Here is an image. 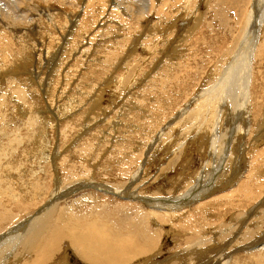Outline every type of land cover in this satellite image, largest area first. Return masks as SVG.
<instances>
[{
  "label": "rangeland",
  "instance_id": "obj_1",
  "mask_svg": "<svg viewBox=\"0 0 264 264\" xmlns=\"http://www.w3.org/2000/svg\"><path fill=\"white\" fill-rule=\"evenodd\" d=\"M6 1L0 0V6L4 8L3 10L7 7V5L4 4ZM80 1L40 0L38 3H44L40 8H45L43 15L39 16V19H42V21L37 18L39 21L29 26V29H31L28 30L31 33L28 40H26L25 37H20V41L26 40L24 47L19 44L20 46L18 45L15 47L16 50L10 52L9 59L14 62L13 66H11V70H9L7 66L4 68L0 63V81H2V84L0 83V92H5L4 94L0 93V100L3 95H6L3 102L5 104L2 103L0 105V142H3L2 145L0 143V160L4 159V157L7 158L6 161H4L5 159L3 160L5 165L4 168L2 167L3 170H0V188L5 191L6 198L2 195L3 198H0V201H4L7 205L11 202L16 203L14 206L15 211H13V213L15 215L17 213L19 216L12 225H9L8 228L0 233V236H6L11 230L17 229L21 225L22 227L27 226L34 220H38L44 214L43 212L55 203L56 199H59L64 195V198L68 199L79 198L81 202L72 206L68 218L80 220L86 217L87 221L92 219L96 222L98 220V223L103 224L112 220L114 222L113 226L115 232L123 229L128 230L132 225H135L132 220L135 216L132 212L133 207L140 210V215L143 214L142 209H144L146 211L159 213L161 217L164 216V214L169 216L166 218V224L162 227L164 230L159 228L160 232H162V237H160L158 241L159 243L157 242L158 248L156 247V249L153 250L154 252H150L152 255L157 254V256L152 257L147 264H151L152 261V263L155 262L156 264H215V261H220V258H226V260H229L227 264H264V246L260 248L256 247L255 249L253 248L251 251L247 249L251 246L250 244H253L252 242L255 243L260 237L261 239L259 242H264V173L261 174L262 176L259 173L261 170L264 171V136H262L264 135V124H262V121L264 122V62H262L264 60V44H260L264 43V41H262L264 40V19L260 20L259 18L258 20L255 19L249 22V15L250 13L252 14V8L253 6L254 8L255 6L257 8L258 4H254L253 0H247L246 2H243L245 0H150L151 5L149 10L147 9L143 16H138L134 20L128 22V24L133 25L130 27L131 31L129 38H131L129 39L128 36L121 38L122 35L116 36L112 34L115 32L114 25H117V18H115L113 13L110 15L101 14V10H104L105 8V0H88L89 2L87 0ZM87 2L88 4H86ZM116 3L125 9L130 8L138 10L139 8H142L141 4L138 3V0H116ZM188 4L192 7L188 6ZM242 4H244L243 7ZM177 7L181 8L177 9ZM53 8L55 10H53ZM151 8L154 9V11ZM176 9L182 12H178ZM240 9H242V11ZM174 11L175 14L173 13ZM237 11L239 12L237 13ZM32 13L33 16L36 17V13L33 11ZM52 13L58 15L56 16ZM74 13L76 14V17H69L74 15ZM226 13L228 16L225 15ZM191 14H193L192 17ZM223 14L224 16H222ZM33 16L30 18L33 19ZM172 16H174L173 19ZM193 16H195V18ZM225 16L228 18L226 19ZM168 17H170V19ZM238 17L242 19L240 20ZM243 17H245V19ZM69 19L71 21H69ZM72 22L75 25H71ZM46 23L48 25H46ZM219 24L221 26H219ZM33 25H35V27ZM135 25L137 26L136 28ZM222 25L224 26L223 28L225 31L221 28ZM52 26L59 30L57 29L56 32V29ZM230 26L232 28H230ZM62 28L65 30L63 31ZM100 28H108L110 31L107 32L105 31L106 29L101 30ZM58 31H60L59 35L61 38L57 34ZM99 31H105V33L103 32V34H99ZM65 32H67V34ZM23 33L25 32H22L21 34ZM202 34L203 36H201ZM232 34H234V36ZM254 35L255 37H253ZM63 36L64 38H62ZM248 37L251 39V46L254 43L257 50H255L256 54H254V57L251 56L250 58V62L255 65L252 64V83L254 84L251 85L254 87L251 89L255 96L254 103L259 107V111L255 112L252 109L251 112L253 114L258 113L257 118L259 120L257 119V126L253 129L254 115L248 114L246 108L242 111V117L240 118L241 123L237 120L238 124L230 125L229 122L231 121V118L227 117L224 121L225 126H222V130L216 131V135L214 133L212 134L215 140V146L213 145V149H216H214V151H217L216 153L211 152L209 147L205 148L201 143L202 141L195 143L196 140L193 142V138L186 136L183 137L184 135H180L181 133L178 130H172L173 133L170 135L171 137H167L165 134L170 125L167 129L165 127L168 123L174 120L176 115L182 110V112L185 113L194 109L196 107L194 104L198 102V97L202 96L203 99H200V101L208 100L209 102H203V104L207 106L209 103L211 104L212 101L214 102L215 99H219V96H212L207 99L208 94L213 90V84L216 81L214 78L220 72L222 66L225 68L229 60V63H231L235 59L241 47V43L243 41L245 42ZM54 38L59 39L60 41L61 39H65L66 43H68H64L65 45H63L62 41H59L60 43L57 44ZM149 38L150 41L147 42ZM217 38L219 39L217 40ZM202 39L203 41H201ZM104 41H113V46L110 50L107 45H101ZM151 41L153 43H151ZM88 42L89 44H87ZM257 44H260L259 48L261 45L262 47L260 49L257 48ZM33 45L36 49H34ZM58 47L62 48V50L59 51V49H57ZM231 49L234 51H231ZM101 50L106 53L105 57H103L104 54H101ZM41 51L45 54H41ZM22 52L25 54H22ZM108 52L109 56H113L112 52H115L114 57L109 58L107 56ZM220 52L222 53L221 55H219ZM0 54L1 62L5 53L1 51ZM33 56L36 58H33ZM37 57H41L43 59L41 62L43 63L36 62ZM207 59H209L210 62H208ZM167 60H169V62ZM195 61L198 62L196 63ZM258 62L261 63L258 65ZM172 63H179L177 66L178 69L176 70L177 72L169 69L171 68ZM2 67L4 68V72ZM240 69H243V67H240ZM189 70L193 72L191 73ZM183 71H185L184 74ZM178 72L180 76H178ZM127 73L130 75H127ZM163 73H165V76ZM32 75L34 76V79L32 78ZM29 77L30 79H28ZM174 77L181 80L179 89L178 83L173 79ZM26 78L27 80H25ZM259 78L261 79L259 80ZM127 79H129V82ZM126 81L127 84L125 83ZM15 84L17 85L16 88L18 90L24 92L23 95L27 98L26 100H24L23 97L19 100L11 91L5 89L6 86L12 89L15 87ZM121 84L123 86H121ZM165 85L167 87L166 90H170L169 92L166 90L165 93L157 91L164 88ZM32 86H34V88ZM26 88H28V90ZM32 90H34L33 93H31ZM151 90V93L146 94L145 91ZM183 91L188 94L186 98L185 96L180 95L183 94ZM95 93L100 94L95 95ZM249 93L250 90H248L247 94ZM247 94H245V97ZM257 95L259 97H257ZM178 99L179 102L177 101ZM242 99H244V97H242ZM16 102L18 107L16 106ZM163 102L164 105H162ZM241 103H243V101ZM257 103L260 104L257 105ZM77 106H80L81 108L78 107V110ZM93 106H95L96 109H94ZM163 106L166 110L164 115L161 114L163 113ZM66 108L69 109L66 110ZM99 109L101 112L98 111ZM155 109H159V111ZM77 110L79 112H77ZM66 111L68 112L65 113ZM75 111L78 114L81 113V120L79 117L76 120L73 119L72 116L76 115ZM153 112H156L157 114H153ZM170 112H172V114ZM101 113H104V115ZM155 114L156 116L158 115V117H156ZM90 119L93 120L89 124L88 122ZM84 121H87L88 124ZM159 121L160 123H158ZM44 122L47 123L45 124ZM102 122L104 123L102 124ZM175 122H177V119ZM54 123L55 126L49 127V125ZM85 124L87 125L83 127ZM30 126H33L34 128H31ZM67 126L73 128V130H68L69 132L65 131V135H63V133L61 134L60 130L67 128ZM162 131L165 133L161 134ZM223 132L227 134L226 139L223 138ZM256 133L262 135L257 136ZM160 135V138L166 141H157ZM254 135L257 139L263 137L261 144H259V140L256 142L258 147H255V149L253 147L254 144L251 143ZM81 140L84 141L83 145H85V147L83 149L81 148V154H77L75 148L79 145ZM88 144L90 146H88ZM174 144L179 148L175 147ZM147 150L150 152L148 155H146ZM180 151H184L185 153H179ZM238 152L240 161L237 160L238 156L236 158ZM45 154H48V158L51 159H45ZM254 154H257V158H254ZM217 155L220 156L218 157ZM173 156H175V158ZM253 159L255 160L253 161ZM81 164L89 167V174L81 167ZM95 164H97V166ZM125 170H127V172H133L125 173ZM248 171L250 172V175L248 174ZM255 171L259 174H256V176L253 175L254 177L251 176L256 173ZM248 176H251V178ZM252 177L254 179H252ZM192 178L193 182H191V184L189 181ZM176 179H181L182 181L178 180L177 182ZM259 181H261V183ZM40 184L43 185L45 189H42V187L39 186ZM241 185H243L244 190H246H243L242 195L239 196L235 202L231 201V205L233 206L231 210L224 213L223 209L221 211V209H218L217 207L219 202L207 207H199L202 203H205L220 194H223L222 199H225L224 194L238 190ZM120 188L122 189L120 190ZM40 191L42 193H39ZM71 192L73 193L70 195L69 193ZM86 192L90 193L85 195ZM66 194L68 196H66ZM243 194L246 196L249 194V199ZM52 195L54 196L50 197ZM12 196L18 198H11ZM55 196L59 197L54 198ZM51 198L53 199L51 200ZM60 201H58V203L64 205V199L61 201L62 203ZM123 202L130 203L133 206L127 205ZM34 204H38V206L34 208ZM177 212H179V215H176ZM182 213L187 214L184 215ZM189 214H192L193 216L189 217L188 221L186 215L189 216ZM91 216H94L95 218H91ZM129 216H131V218ZM152 220L155 221V224L154 222L150 224V227L153 229L157 227L156 225L158 222L156 223V220L153 217H151V221ZM167 220L169 221L167 222ZM185 220H187V223L184 222ZM181 221L184 223L183 225L186 224L185 226L188 227L185 228L182 226ZM177 223L180 224L178 225ZM191 224L197 226L192 227ZM166 231H168V234ZM106 233L109 234V232ZM110 234H112V232H110ZM48 235V231L45 230L44 236L46 237ZM113 235H115V233H113ZM220 235L222 237H220ZM246 235L248 236V239H245L246 241H240V239H243ZM205 236H207V238ZM218 238L222 242L219 241ZM140 241L143 242H141V244H145V240ZM60 245L61 248H63L61 253L59 251V253H57L56 251V255L52 254V257L50 255L47 256L51 258L48 261L50 264H86L79 258H75V256L72 255V251L67 249L69 247L67 241H61ZM201 245L203 247H201ZM205 246H210V248H206ZM251 255L254 256L251 257ZM215 257L216 259H213ZM62 258H64V261L61 260ZM26 259H28V257H26ZM213 260L214 262H212ZM141 261H143V258L139 260L136 259L135 262L132 260V262L130 261V264H141ZM13 262L15 263L14 259L8 264H14ZM48 262H43V264H49Z\"/></svg>",
  "mask_w": 264,
  "mask_h": 264
},
{
  "label": "bare ground",
  "instance_id": "obj_2",
  "mask_svg": "<svg viewBox=\"0 0 264 264\" xmlns=\"http://www.w3.org/2000/svg\"><path fill=\"white\" fill-rule=\"evenodd\" d=\"M6 1V0H5ZM11 1V2H10ZM48 1V0H47ZM55 1V0H54ZM57 1V0H56ZM80 1V0H79ZM88 1V0H87ZM90 1V0H89ZM88 1V2H89ZM169 1V0H168ZM184 1V0H183ZM186 1V0H185ZM194 1V0H193ZM247 0H245V1H243V2H246ZM251 1V0H250ZM254 1V4L255 3H257L258 4V6H257V8H256V6H255V8H254V6H253V8H252V14L250 13V15H249V22L251 21V20H258L259 18H260V20H262V19H264V16H262V15H264V0H253ZM10 2V3H9ZM38 2H40V0H13V2H12V0H8V1H6V2H4V4L5 5H7V7H6V9L5 10H3L4 8L2 7V6H0V52L2 51V52H4L5 54H4V56L2 57V61L0 62L1 64H2V66L5 68V66H7L8 67V69L9 70H11V66H13V60H11V59H9V54H10V52L11 51H13V50H16L15 49V47L16 46H18L19 44L21 45V46H25V43H26V40H28V37H29V35H30V33L31 32H29V30L31 29H29V26L30 25H32L33 23L35 24L37 21H39V20H41L42 21V19H39V16L40 15H43V12H44V9H41L40 8V6L42 5V4H44L43 2H42V4H40V3H38ZM62 2V1H61ZM67 2V1H66ZM71 2V1H70ZM81 2V1H80ZM88 2L86 3V4H88ZM107 2V3H106ZM128 2V1H127ZM151 1L150 0H138V3H140L141 4V9L139 8L138 10H136V9H125L124 7H122V6H120V5H118L117 3H116V0L114 1V0H105V8H104V10H101V14L103 13V14H107V15H110L111 13H113L114 14V16H115V18H117V25H114V33H112L113 35H116V36H121L122 35V37L121 38H125V37H127L128 36V38H129V36H130V27H132L133 25H131V24H128V22H130V21H132V20H134L136 17H138V16H143V14L145 13V11L148 9L149 10V7H150V5H151V3H150ZM155 2V1H154ZM157 2V1H156ZM161 2V1H160ZM171 2V1H170ZM169 2V3H170ZM176 2V1H175ZM189 2V1H188ZM3 3V2H2ZM65 3V2H64ZM64 3H62V4H64ZM68 3V2H67ZM153 3V2H152ZM167 3V2H166ZM187 3V2H186ZM253 3V2H252ZM46 4V3H45ZM50 4V3H49ZM90 4L92 5V3L90 2ZM155 4V3H154ZM158 4H159V2H158ZM161 4V3H160ZM165 4V3H164ZM170 4H172V3H170ZM176 4V3H175ZM178 4V3H177ZM190 4V3H189ZM188 4V6H191V5H189ZM245 4V3H244ZM244 4H242V7H243V5ZM59 5V4H58ZM66 5V4H65ZM167 5V4H166ZM181 5V4H180ZM179 5V6H180ZM184 5H186V4H184ZM249 5V4H248ZM70 6V5H69ZM86 6H88V5H86ZM154 6V5H153ZM168 6V5H167ZM166 6V7H167ZM170 6V5H169ZM177 6V5H176ZM65 7V6H64ZM162 7V6H161ZM173 7H175V6H173ZM186 7V6H185ZM192 7V6H191ZM248 7V6H247ZM107 8V9H106ZM155 8V7H154ZM160 8V7H159ZM165 8V7H164ZM169 8V7H168ZM181 8V7H180ZM179 7H177V9H180ZM189 8V7H188ZM246 8V7H245ZM52 9V8H51ZM72 9V8H71ZM152 9V8H151ZM150 9V10H151ZM161 9V8H160ZM176 9V10H177ZM191 9V8H190ZM53 10H55L54 8H53ZM140 10V11H139ZM153 11H154V9H152ZM151 10V11H152ZM175 10V9H174ZM185 10H186V8H185ZM241 11H242V9H240ZM243 10H244V8H243ZM247 10V9H246ZM32 11L34 12V13H36V17L35 16H33V13H32ZM48 11V10H47ZM99 11V10H98ZM152 11V12H153ZM165 11H167V10H165ZM178 11V10H177ZM192 11H194V10H192ZM191 11V12H192ZM220 11V10H219ZM218 11V12H219ZM51 12H54V11H51ZM57 12V11H56ZM55 12V13H56ZM75 12V11H74ZM151 12V13H152ZM178 12H182V11H178ZM239 11H237V13H238ZM29 13V14H28ZM55 13H52V14H55ZM159 13V12H158ZM161 13V12H160ZM166 13V12H165ZM174 14H175V11L173 12ZM193 13V12H192ZM102 14V15H103ZM148 14H149V12H148ZM172 14V13H171ZM244 14V13H243ZM242 14V15H243ZM246 14V13H245ZM56 15V14H55ZM58 15V14H57ZM56 15V16H57ZM76 14L74 13V15H71V16H69V17H76L75 16ZM84 15V14H83ZM158 15V14H157ZM170 15V14H169ZM192 15L193 14H191V17H192ZM196 15H197V12H196ZM198 15H199V13H198ZM225 15H227V13L225 14ZM31 16H33L34 18H36V19H31L32 17ZM50 16V15H49ZM55 16V17H56ZM85 16V15H84ZM145 16V15H144ZM159 16V15H158ZM166 16V15H165ZM182 16V15H181ZM221 16V15H220ZM219 16V17H220ZM222 16H224V14L222 15ZM228 16V15H227ZM31 17V18H30ZM53 17V16H52ZM100 17V16H99ZM110 17V16H109ZM139 17V18H140ZM171 17V16H170ZM170 17H168L169 19H170ZM173 17L174 16H172V19H173ZM194 18H195V16H193ZM217 17H218V15H217ZM241 17V16H240ZM240 17H238V18H240ZM39 20H38V19ZM44 18V17H43ZM50 18V17H49ZM54 18V17H53ZM67 18V17H66ZM65 18V19H66ZM79 18V17H78ZM224 18V17H223ZM225 18L227 19L228 17H226L225 16ZM244 19H245V17H243ZM45 19V18H44ZM51 19V18H50ZM220 19V18H219ZM237 19V18H236ZM235 19V20H236ZM242 18H240V20H241ZM83 20V19H82ZM113 20V19H112ZM159 20H160V18H159ZM168 20V19H167ZM234 20V21H235ZM52 21V20H51ZM58 21V20H57ZM69 21H71L70 19H69ZM193 21H195V20H193ZM198 21V20H197ZM221 21H224V20H221ZM230 21V20H229ZM229 21H226V22H229ZM245 21V20H244ZM47 22H50V21H47ZM76 22V21H75ZM119 22V23H118ZM240 22V21H239ZM258 22V21H257ZM256 22V23H257ZM261 22V21H260ZM38 23H40V22H38ZM56 23V22H55ZM59 23V22H58ZM62 23V22H61ZM79 23V22H78ZM121 23V24H120ZM236 23V22H235ZM253 23V22H252ZM45 24V23H44ZM50 24V23H49ZM60 24V23H59ZM74 23L72 22L71 23V25H73ZM119 24V25H118ZM147 24V23H146ZM41 25V24H40ZM46 25H48L47 23H46ZM64 25V24H63ZM62 25V26H63ZM67 25H69V24H67ZM75 25V24H74ZM121 25V26H120ZM227 25V24H226ZM237 25V24H236ZM242 25V24H241ZM261 25V24H260ZM34 27H35V25H33ZM43 26V25H42ZM218 26V25H217ZM219 26H221L220 24H219ZM38 27V26H37ZM36 27V28H37ZM53 28H54V26H52ZM58 27H61V26H58ZM66 27V26H65ZM65 27H63V28H65ZM69 27V26H68ZM71 27V26H70ZM111 27V26H110ZM137 26L135 25V28H136ZM145 27V26H144ZM224 26L222 25V27L221 28H223ZM228 27V26H227ZM62 28V30L64 31L65 29H63ZM143 28V27H142ZM196 28V27H195ZM225 28H226V26H225ZM230 28H232L231 26H230ZM256 28V27H255ZM29 29V30H28ZM41 29V28H40ZM52 29V28H51ZM54 29H56V28H54ZM58 29V28H57ZM57 29H56V32H57ZM101 29V28H100ZM99 29V30H100ZM102 29H106L105 31H107V32H109L110 30L108 29V28H102ZM101 29V30H102ZM111 29H112V27H111ZM146 29H148V28H146ZM157 29V28H156ZM215 29V28H214ZM213 29V30H214ZM220 29V28H219ZM239 29H240V27H239ZM244 29V28H243ZM39 30V29H38ZM46 30V29H45ZM59 30V29H58ZM61 30V29H60ZM71 30V29H70ZM73 30V29H72ZM85 30V29H84ZM140 30V29H139ZM155 30V29H154ZM158 30V29H157ZM223 30H224V28H223ZM232 30V29H231ZM234 30H235V28H234ZM234 30H233V32H234ZM238 30V29H237ZM256 30H257V28H256ZM14 33H12V32ZM48 31V30H47ZM67 31V30H66ZM105 31H99V34H103V32L105 33ZM135 31V30H134ZM133 31V32H134ZM220 31H222V30H220ZM225 31V30H224ZM236 31V30H235ZM22 32H25V33H23V34H21ZM40 32V31H39ZM59 32L60 31H58V35H59ZM102 32V33H101ZM106 32V33H107ZM212 32V31H211ZM238 32V31H237ZM246 32V31H245ZM249 32V31H248ZM264 32V31H263ZM66 34H67V32H65ZM227 33V32H226ZM258 33H260V32H258ZM49 34V33H48ZM54 34H56V33H54ZM111 34V35H112ZM118 34H120V35H118ZM132 34V33H131ZM199 34V33H198ZM204 34V33H203ZM203 34L201 35V36H203ZM236 34V33H235ZM256 34V33H255ZM65 35V34H64ZM216 35V34H215ZM231 35V34H230ZM233 36H234V34H232ZM263 35H264V33H263ZM32 36V35H31ZM68 36V35H67ZM108 36V35H107ZM228 36V35H227ZM249 36V35H248ZM20 37L22 38V37H25L26 38V40L25 41H20L19 39H20ZM48 37V36H47ZM52 37H54V36H52ZM52 37H50V38H52ZM59 37H60V35H59ZM195 37V36H194ZM198 37H200V36H198ZM253 37H255V35L253 36ZM263 37V36H262ZM56 38V37H55ZM54 38V39H55ZM61 38V37H60ZM62 38H64V36L62 37ZM69 38V37H68ZM131 38V37H130ZM129 38V39H130ZM151 38V37H150ZM150 38H149V40L147 41V42H149L150 41ZM154 38V37H153ZM203 38V37H202ZM205 38V37H204ZM223 38V37H222ZM221 38V39H222ZM235 38V37H234ZM246 38H247V36H246ZM53 39V38H52ZM128 39V40H129ZM201 39V38H200ZM219 38H217V40H218ZM249 39V40H248ZM248 39H246V41L244 42H242L241 43V47H240V49H239V51H238V54H237V56L235 57V59L231 62V63H229V61L227 62V65H226V67L224 68L223 66H222V68L220 69V72L215 76V78L214 79H216V81H215V83L213 84V90L208 94V96H207V99H209V98H211L212 96H214V97H218L219 96V99H215V101L213 102L212 101V103L210 104L209 103V105L207 106V105H204L203 104V102H209L208 100H205V101H200V99H203L202 98V96H200V97H198V102L197 103H195L194 104V106H196L194 109H192V110H189V111H187V112H185V113H183L182 111L178 114V115H176V117H175V119L174 120H172L170 123H168V125L165 127L166 129H167V127L169 126V128H168V130H167V132H166V136L167 137H169L173 132H172V130H178L181 134L180 135H184L183 137H190V138H193V142H194V140H196L195 141V143H197L198 141H202L201 143H202V145L205 147V148H207V147H209V149L211 150V152H217V151H214V149H213V145L215 146V143H214V136L212 135L213 133L216 135V131H219V130H222V126H225V124H224V121H225V119L227 118V117H230L231 118V121L229 122V124L231 125V124H236L238 121L241 123V120H240V118L242 117V111H243V109L244 108H246V111H247V113L248 114H252V115H254V120H253V129L257 126V114H253L252 112H251V110L253 109L255 112L256 111H259L258 110V108L259 107H257L256 105H255V103H254V98H255V96H254V92L252 91V89L251 88H253L254 86L253 85H251V84H254V83H252V79H253V77H252V66L254 65L252 62H250V58H251V56H253L254 57V54H256V52H255V50H256V45H254V43H253V45L251 46V39L248 37ZM24 40V39H23ZM193 40V39H192ZM195 40V39H194ZM255 40V39H254ZM254 40H252V41H254ZM258 40V39H257ZM256 40V41H257ZM51 41V40H50ZM60 40L59 39H55V42L58 44V43H60L61 41H62V44L63 45H65V44H67L66 43V41H65V39H61V41L59 42ZM196 41V40H195ZM200 41V40H199ZM201 41H203V39L201 40ZM220 41V40H219ZM227 41V40H226ZM225 41V42H226ZM262 41H264V40H262ZM30 42V41H29ZM72 42V41H71ZM80 42V41H79ZM83 42V41H82ZM113 41H104L103 43H101V45H107L108 46V49L110 50L111 49V47L113 46V43H112ZM191 42V41H190ZM228 42V41H227ZM31 43H33V42H31ZM65 43V44H64ZM151 43H153L152 41H151ZM212 43V42H211ZM258 43V42H257ZM61 44V45H62ZM85 44V43H84ZM87 44H89V42L87 43ZM94 44V43H93ZM92 44V45H93ZM148 44V43H147ZM187 44V43H186ZM185 44V45H186ZM222 44V43H221ZM226 44V43H225ZM231 44V43H230ZM260 44H264V43H260ZM259 44V45H260ZM19 45V46H20ZM37 45V44H36ZM90 45H91V43H90ZM149 45V44H148ZM209 45V44H208ZM258 45V44H257ZM259 45H258V47L257 48H259ZM262 45H261V47H262ZM30 46V45H29ZM34 46V45H33ZM32 46V47H33ZM38 46H39V44H38ZM79 46V45H78ZM115 46V45H114ZM179 46V45H178ZM188 46H190V45H188ZM187 46V47H188ZM212 46V45H211ZM220 46V45H219ZM225 46V45H224ZM229 46V45H228ZM40 47H42V46H40ZM90 47V46H89ZM117 47V46H116ZM180 47V46H179ZM182 47V46H181ZM213 47V46H212ZM211 47V48H212ZM233 47V46H232ZM260 47V48H261ZM38 48V47H37ZM43 48V47H42ZM92 48V47H91ZM91 48H89V49H91ZM184 48V47H183ZM259 48V49H260ZM23 49V48H22ZM34 49H36L35 48V46H34ZM40 49V48H39ZM57 49H59V51H61L62 50V48H60V47H58ZM106 49V48H105ZM104 49V50H105ZM182 49V48H181ZM195 49V48H194ZM197 49V48H196ZM219 49V48H218ZM234 49V48H233ZM233 49H231V51H234ZM264 49V48H263ZM88 50V49H87ZM109 50H107V51H109ZM117 50V49H116ZM118 50H119V47H118ZM23 51V50H22ZM28 51V50H27ZM78 51V50H77ZM81 51V50H80ZM83 51V50H82ZM94 51H96V50H94ZM102 51V50H101ZM120 51H121V49H120ZM182 51V50H181ZM205 51V50H204ZM220 51V50H219ZM218 51V52H219ZM257 51V50H256ZM24 52V51H23ZM22 52V54H25V53H23ZM26 52V51H25ZM42 52V51H41ZM73 52H75V51H73ZM92 52V51H91ZM90 52V53H91ZM223 52V51H222ZM262 52V51H261ZM49 53V52H48ZM89 53V52H88ZM114 53L115 52H112V54H113V56H109V52L107 53V56L110 58V57H114ZM117 53H120V52H117ZM196 53V52H195ZM224 53V52H223ZM259 53H260V51H259ZM1 54H3V53H1ZM1 54H0V58H1ZM20 54V53H19ZM41 54H45V53H41ZM80 54V53H79ZM101 54L103 55L104 54V56L103 57H105V55H106V53H104L103 51L101 52ZM192 54V53H191ZM222 53L220 52V54L219 55H221ZM230 54V53H229ZM258 54V53H257ZM36 55H37V53H36ZM63 55V54H62ZM76 55V54H75ZM95 55V54H94ZM117 55V54H116ZM261 55V54H260ZM24 56V55H23ZM82 56V55H81ZM207 56V55H206ZM210 56H212V55H210ZM258 56V55H257ZM35 56H33V58H34ZM42 57V56H41ZM41 57H37V59H36V62H41V60H43ZM58 57V56H57ZM86 57V56H85ZM93 57V56H92ZM225 57H227V56H225ZM264 57V56H263ZM36 58V57H35ZM41 58V59H40ZM52 58V57H51ZM84 58V57H83ZM88 58V57H87ZM194 58V57H193ZM258 58V57H257ZM231 59V58H230ZM204 60V59H203ZM208 60V62H210L209 61V59H207ZM212 60V59H211ZM168 62H169V60H167ZM183 61H184V58H183ZM185 61H186V59H185ZM192 61V60H191ZM199 61V60H198ZM197 61V62H198ZM256 61V60H255ZM172 62V61H171ZM174 62V61H173ZM176 62V61H175ZM196 62V61H195ZM196 62V63H197ZM203 62V61H202ZM262 62H264V60L262 61ZM41 63H43V62H41ZM180 63V62H179ZM179 63H172L171 64V68H169V69H171L172 71H175V72H177L176 70L178 69L177 68V66L179 65ZM187 63V62H186ZM256 63V62H255ZM261 63V62H260ZM259 62H258V65L260 64ZM0 64V65H1ZM37 64V63H36ZM188 64V63H187ZM194 64V63H193ZM217 64H219V63H217ZM253 64V65H252ZM186 65V64H185ZM197 65V64H196ZM215 65V64H214ZM22 66V65H21ZM24 66V65H23ZM50 66V65H49ZM167 66V65H166ZM200 66H202V65H200ZM204 66V65H203ZM212 66V65H211ZM255 66V65H254ZM261 66V65H260ZM263 66V65H262ZM2 67V68H3ZM186 67V66H185ZM205 67V66H204ZM209 67V66H208ZM219 67H220V65H219ZM240 67H243V69H240ZM257 67H259V66H257ZM4 68H3V72H4ZM34 68H35V64H34ZM166 68V67H165ZM181 68V67H180ZM215 68H216V66H215ZM261 68V67H260ZM26 69V68H25ZM40 69H42V68H40ZM185 69V68H184ZM187 69V68H186ZM191 69V68H190ZM213 69V68H212ZM29 70V69H28ZM39 70V69H38ZM180 70V69H179ZM257 70V69H256ZM1 71V70H0ZM19 71H23V70H19ZM33 71V70H32ZM35 71V70H34ZM188 71V70H187ZM190 71V70H189ZM214 71V70H213ZM262 71V70H261ZM264 71V70H263ZM263 71H262V73H263ZM25 72H26V70H25ZM36 72V71H35ZM129 72V71H128ZM132 72V71H131ZM184 72L185 71H183V74H184ZM191 72V71H190ZM193 72V71H192ZM191 72V73H192ZM215 72H216V70H215ZM255 72V71H254ZM33 73V72H32ZM130 73V72H129ZM200 73V72H199ZM201 73H203V72H201ZM27 74H29V73H27ZM131 74V73H130ZM130 74H128L127 73V75H130ZM169 74V73H168ZM197 74V73H196ZM195 74V75H196ZM258 74V73H257ZM16 75V74H15ZM24 75V74H23ZM37 75H39V74H37ZM163 75L165 76V73H163ZM175 75H177V74H175ZM186 75V74H185ZM188 75H190V74H188ZM26 76V75H25ZM28 76V75H27ZM33 76V75H32ZM40 76V75H39ZM178 76H180V74H179V72H178ZM192 76V75H191ZM190 76V77H191ZM9 77H11V76H9ZM128 77V76H127ZM130 77V76H129ZM160 77V76H159ZM158 77V78H159ZM196 77H198V76H196ZM262 77V76H261ZM11 78H13V77H11ZM33 79H34V76L32 77ZM38 78V77H37ZM165 78H167V77H165ZM3 79V78H2ZM5 79H7V78H5ZM23 79V78H22ZM28 79H30V77L28 78ZM160 79V78H159ZM174 79V81L175 82H177L178 83V89H179V87H180V83H181V80L180 79H178L177 77H174L173 78ZM182 79V78H181ZM261 78H259V80H260ZM8 80V79H7ZM10 80V79H9ZM16 80V79H15ZM18 80V79H17ZM24 80V79H23ZM25 80H27V78L25 79ZM128 80V82H129V79H127ZM157 80V79H156ZM163 80V79H162ZM166 80V79H165ZM188 80H190V79H188ZM11 81H13V80H11ZM167 81V80H166ZM214 81V80H213ZM16 82V81H15ZM14 82V83H15ZM34 82H35V80H34ZM162 82V81H161ZM170 82H172V81H170ZM192 82V81H191ZM262 82V81H261ZM0 83L2 84V81H0ZM8 83H9V81H8ZM13 83V82H12ZM23 83V82H22ZM26 83V82H25ZM126 84H127V81L125 82ZM166 83V82H165ZM187 83H188V81H187ZM4 84V83H3ZM27 84V83H26ZM125 84V85H126ZM151 84V83H150ZM168 84V83H167ZM24 85V84H23ZM28 85V84H27ZM158 85V84H157ZM177 85V84H176ZM257 85H258V83H257ZM2 86V85H1ZM6 86V85H5ZM16 84H15V87H13L12 89L11 88H9L8 86H6L5 87V89L7 90V91H11L12 93H13V95H15L19 100H21V98L23 97L24 98V100H26L27 98H25V96L23 95V93L24 92H22L21 90H18L17 88H16ZM38 86V85H37ZM121 86H123L122 84H121ZM170 86V85H169ZM185 86H186V83H185ZM26 87V86H25ZM33 88H34V86H32ZM162 87V86H161ZM170 87H172V86H170ZM211 87V86H210ZM209 87V88H210ZM36 88V87H35ZM91 88V87H90ZM176 88V87H175ZM183 88V87H182ZM256 88H257V86H256ZM2 89V88H1ZM27 90H28V88H26ZM38 89V88H37ZM44 89H46V88H44ZM150 89H153V88H150ZM158 89V88H157ZM167 89V87H166V85H165V87L164 88H162V89H160V90H157L158 92L159 91H161L160 93H165V90ZM170 89H172V88H170ZM237 89V90H236ZM30 90V89H29ZM35 90V89H34ZM34 90H32V92L31 93H33V91ZM39 90V89H38ZM92 90V89H91ZM99 90H100V88H99ZM175 90V89H174ZM184 90V89H183ZM210 90V89H209ZM248 90H250V93L249 94H247L248 93ZM31 91V90H30ZM40 91V90H39ZM47 91V90H46ZM90 91V90H89ZM94 91V90H93ZM102 91V90H101ZM166 91H168V90H166ZM170 91V90H169ZM168 91V92H169ZM176 91H177V89H176ZM203 91H205V90H203ZM38 92V91H37ZM43 92V91H42ZM65 92V91H64ZM63 92V93H64ZM96 92H98V91H96ZM146 92V94H149V93H151L152 92V90L151 91H145ZM180 92V91H179ZM178 92V93H179ZM0 93H3V91L2 92H0ZM5 93V92H4ZM3 93V94H4ZM7 93V92H6ZM12 93H10V94H12ZM62 93V92H61ZM66 93V92H65ZM93 93V92H92ZM171 93V92H170ZM172 93H174V92H172ZM177 93V92H176ZM205 93V92H204ZM203 93V94H204ZM264 93V92H263ZM46 94V93H45ZM100 94V93H99ZM98 93L96 94L95 93V95H99ZM145 94V95H146ZM157 94H159V93H157ZM175 94V93H174ZM173 94V95H174ZM202 94V93H201ZM200 94V95H201ZM245 94H247L246 95V97H245ZM8 95H9V93H8ZM38 95V94H37ZM48 95V94H47ZM47 95H45V96H47ZM67 95V94H66ZM84 95V94H83ZM101 95H102V92H101ZM100 95V96H101ZM165 95V94H164ZM180 95H182V96H185V98L187 97V95L188 94H186V92L184 93V91H183V94H180ZM179 95V96H180ZM251 95V96H250ZM2 96V95H1ZM6 96V95H5ZM5 96L3 95L2 97H1V100H0V105L4 102V100H5ZM34 96V95H33ZM50 96V95H49ZM63 96H65V95H63ZM159 96V95H158ZM161 96V95H160ZM168 96V95H167ZM167 96H166V98H167ZM171 96V95H170ZM177 96V95H176ZM206 96V95H205ZM261 96V95H260ZM16 97H14V98H16ZM165 97V96H164ZM242 97H244V99H242ZM257 97H259L258 95H257ZM11 98V97H10ZM13 98V97H12ZM81 98V97H80ZM163 98V97H162ZM160 99V98H159ZM170 99V98H169ZM196 99V98H195ZM214 99V98H213ZM262 99V98H261ZM14 100V99H13ZM74 100V99H73ZM82 100V99H81ZM99 100V99H98ZM165 100V99H164ZM176 100V99H175ZM181 100V99H180ZM31 101V100H30ZM50 101V100H49ZM83 101V100H82ZM178 102H179V99L177 100ZM243 101V103H241ZM7 102V101H6ZM8 102H9V100H8ZM14 102V101H13ZM18 102V101H17ZM17 102H16V106H17ZM72 102V101H71ZM70 102V103H71ZM75 102V101H74ZM78 102V101H77ZM81 102V101H80ZM162 102V101H161ZM175 102V101H174ZM259 102V101H258ZM260 102H261V100H260ZM23 103V102H22ZM30 103H32V102H30ZM84 103V102H83ZM172 103V102H171ZM3 104H5V103H3ZM7 104V103H6ZM69 104V103H68ZM72 104V103H71ZM76 104V103H75ZM96 104V103H95ZM94 104V105H95ZM148 104V103H147ZM175 104V103H174ZM177 104V103H176ZM258 104H260V103H257V105ZM263 104V103H262ZM22 105V104H21ZM24 105V104H23ZM78 105H80V104H78ZM82 105V104H81ZM150 105H152V104H150ZM155 105H156V103H155ZM162 105H164V102L162 103ZM12 106H14V105H12ZM85 106V105H84ZM96 106H97V104H96ZM158 106V105H157ZM156 106V107H157ZM168 106H170V105H168ZM167 106V107H168ZM261 106V105H260ZM6 107V106H5ZM18 107V106H17ZM78 107H80V106H77V109L79 110V108ZM94 107V109H96L95 108V106H93ZM188 107H191V106H188ZM72 108H73V106H72ZM81 108V107H80ZM83 108V107H82ZM92 108V107H91ZM151 108V107H150ZM177 108V107H176ZM206 108V109H205ZM2 109V108H1ZM69 108H66V110H68ZM101 109V108H100ZM100 109L98 110L99 112H101L100 111ZM153 109V108H152ZM163 113H161V114H163L164 115V113H166V110H165V107L163 106ZM169 109V108H168ZM174 109V108H173ZM187 109V108H186ZM77 110V112H79ZM81 110V109H80ZM93 110V109H92ZM155 110H157V109H155ZM161 110V109H160ZM185 110V109H184ZM83 111V110H82ZM96 111V110H95ZM157 111H159V109L157 110ZM162 111V110H161ZM68 111H66L65 113H67ZM76 112V111H75ZM76 112V115L74 116H72L73 117V119H77L78 117H79V119L81 120L82 119V115H81V113H77ZM97 112V111H96ZM168 112V111H167ZM262 112V111H261ZM5 113V112H4ZM95 113V112H94ZM154 113H156V112H153V114ZM171 114H172V112H170ZM175 113V112H174ZM173 113V114H174ZM188 113V114H187ZM92 114V113H91ZM102 114V113H101ZM101 114H100V116H101ZM157 114V113H156ZM156 114H155V116H156ZM186 114V115H185ZM261 114V113H260ZM23 115H24V113H23ZM26 115V114H25ZM93 115V114H92ZM102 115H104V113L102 114ZM148 115V114H147ZM152 115V114H151ZM170 115V114H169ZM4 116H5V114H4ZM20 116H22V115H20ZM64 116V115H63ZM95 116V115H94ZM173 116V115H172ZM3 117V116H2ZM26 117V116H25ZM34 117H36V116H34ZM66 117V116H65ZM102 117V116H101ZM105 117V116H104ZM103 117V118H104ZM148 117V116H147ZM146 117V118H147ZM156 117H158V115L156 116ZM17 118V117H16ZM28 118V117H27ZM40 118H41V116H40ZM43 118V117H42ZM100 118V117H99ZM106 118V117H105ZM150 118V117H149ZM155 118V117H154ZM153 118V119H154ZM160 118V117H159ZM158 118V119H159ZM163 118H164V116H163ZM170 118V117H169ZM18 119V118H17ZM55 119V118H54ZM53 119V120H54ZM57 119V118H56ZM176 119H177V122H175L176 121ZM23 120H24V117H23ZM34 120V119H33ZM36 120H38V119H36ZM48 120H51V119H48ZM63 120V119H62ZM92 120L93 119H90V121L88 122L89 124L92 122ZM152 120V119H151ZM161 120H164V119H161ZM160 120V121H161ZM238 120V121H237ZM259 120V119H258ZM264 120V119H263ZM27 121V120H26ZM39 121V120H38ZM41 121V120H40ZM56 121V120H55ZM73 121V120H72ZM149 121H150V119H149ZM155 121V120H154ZM160 121L158 122V123H160ZM19 122V121H18ZM29 122H30V120H29ZM28 122V123H29ZM43 122V121H42ZM67 122H70V121H67ZM85 122V121H84ZM152 122V121H151ZM192 122H193V124H192ZM259 122V121H258ZM27 123V122H26ZM35 123V122H34ZM37 123V122H36ZM39 123V122H38ZM45 123V122H44ZM43 123V124H44ZM47 123V122H46ZM45 123V124H46ZM50 123V122H49ZM51 123H53V122H51ZM55 123H57V122H55ZM55 123L54 124H52V125H49V127L50 126H55ZM85 123H87V121L85 122ZM87 123V124H88ZM104 122H102V124H103ZM153 123V122H152ZM30 124V123H29ZM28 124V125H29ZM42 124V125H43ZM87 124H85V125H83V127L84 126H86ZM147 124V123H146ZM238 124V123H237ZM262 124H264V122L262 121ZM27 125V126H28ZM57 125V124H56ZM108 125V124H107ZM113 125V124H112ZM149 125V124H148ZM152 125V124H151ZM164 125V124H163ZM166 125V124H165ZM173 125V126H172ZM35 126V125H34ZM58 126V125H57ZM79 126V125H78ZM89 126V125H88ZM102 126V125H101ZM109 126V125H108ZM114 126V125H113ZM162 126V125H161ZM172 126V127H171ZM239 126V125H238ZM31 127V126H30ZM42 127V126H41ZM65 127H66V125H65ZM159 127V126H158ZM157 127V128H158ZM171 127V128H170ZM6 128V127H5ZM25 128H26V126H25ZM31 128H34L33 126L31 127ZM154 128H156V127H154ZM160 128V127H159ZM258 128V127H257ZM264 128V127H263ZM73 130V128H69L68 126H67V128H64V129H62V130H60V133L62 134L63 133V135H65V131L66 132H69L68 130ZM95 129H96V127H95ZM194 129H197V130H194ZM26 130V129H25ZM256 130V129H255ZM259 130V129H258ZM257 130V132L259 133V131ZM18 131V130H17ZM27 131V130H26ZM253 131V130H252ZM28 132V131H27ZM220 132H222V131H220ZM153 133V132H152ZM163 133H165L164 131H162L161 132V134H163ZM224 133V132H223ZM253 133H254V131H253ZM264 133V132H263ZM3 134V133H2ZM6 134V133H5ZM30 134V133H29ZM132 134V133H131ZM257 134V133H256ZM1 135V134H0ZM21 135V134H20ZM19 135V136H20ZM152 135H154V134H152ZM221 135V134H220ZM262 135V134H261ZM261 135H258L257 134V136H261ZM5 136H7V135H5ZM9 136H11V135H9ZM231 136V135H230ZM262 136H264V135H262ZM3 137V136H2ZM99 137V136H98ZM161 137V135L159 136V139L157 140V141H159V140H161V141H166V140H163V139H161L160 138ZM163 137V136H162ZM171 137V136H170ZM201 137H202V140H201ZM217 137H218V135H217ZM223 138L224 139H226L227 138V134L226 133H224V136H223ZM5 139V138H4ZM8 139V138H7ZM67 139V138H66ZM82 139V138H81ZM219 139H220V137H219ZM263 139V137H259V139H257L256 137H255V135L252 137V142L251 143H253L254 144V149H255V147H258L257 146V144H256V142L259 140L260 141V143L259 144H261V140ZM1 140V139H0ZM11 140V139H10ZM12 140H13V138H12ZM85 140H87V139H85ZM223 140V139H222ZM18 141V140H17ZM104 141V140H103ZM156 141V142H157ZM190 141V140H189ZM221 141V140H220ZM224 141V140H223ZM223 141H221V142H223ZM9 142V141H8ZM20 142V141H19ZM79 142V141H78ZM83 140H81V142H79V145L75 148V152L77 153V154H81V148L83 149L84 147H85V145H83ZM264 142V141H263ZM1 143V145H2V143L3 142H0ZM11 143V142H10ZM21 143V142H20ZM171 143V142H170ZM177 143V142H176ZM212 143H214V144H212ZM250 143V144H251ZM7 144V143H6ZM192 144H194V143H192ZM221 144V143H220ZM223 144V143H222ZM8 145H10V144H8ZM16 145H19V144H16ZM184 145V144H183ZM218 145H219V143H218ZM21 146V145H20ZM88 146H90L89 144H88ZM174 146H175V144H174ZM174 146H173V149H174ZM18 147V146H17ZM93 147V146H92ZM168 147V146H167ZM175 147H177V148H179L178 146H175ZM216 147H217V145H216ZM225 147V146H224ZM261 147V146H260ZM91 148V147H90ZM166 149H168V148H166ZM185 149H186V147H185ZM253 149V150H254ZM257 149V148H256ZM262 149V148H261ZM16 150V149H15ZM148 150H150V149H148ZM148 150H147V153H146V155H148L150 152H148ZM178 150V149H177ZM180 150H181V148H180ZM216 150V149H215ZM218 150H219V148H218ZM1 151V150H0ZM87 151V150H86ZM168 151V150H167ZM174 151V150H173ZM179 151V150H178ZM171 152V151H170ZM182 152H184V151H182ZM181 151L179 152V153H182ZM177 153V152H176ZM185 153V152H184ZM251 153H252V151H251ZM1 154H3V153H1ZM84 154V153H83ZM238 154V155H237ZM236 154V158H237V156H238V158H237V160L238 161H240V157H239V152ZM8 155V154H7ZM183 155V154H182ZM255 155V154H254ZM260 155V154H259ZM258 155V156H259ZM5 156V155H4ZM55 156V155H54ZM218 156V155H217ZM220 156V155H219ZM218 156V157H219ZM235 156V155H234ZM249 156V155H248ZM262 156V155H261ZM260 156V157H261ZM49 157V155L48 154H45L44 155V158L45 159H47ZM171 157V156H170ZM174 158H175V156H173ZM263 157V156H262ZM9 158V157H8ZM173 158V159H174ZM185 158V157H184ZM254 158H257V154L254 156ZM2 159V158H1ZM5 159V160H4ZM4 159H2V160H0V170L2 169L3 170V168H4V163H3V160L4 161H6V157H4ZM48 159H51V158H48ZM55 159V158H54ZM63 159H65V158H63ZM251 159H252V157H251ZM28 160V159H27ZM237 160H236V162H237ZM255 159H253V161H254ZM258 160V159H257ZM126 161V160H125ZM185 161V160H184ZM44 162V161H43ZM75 162V161H74ZM178 162V161H177ZM71 163V162H70ZM175 163V162H174ZM251 163V162H250ZM255 163H256V161H255ZM258 163V162H257ZM22 164V163H21ZM131 164V163H130ZM172 164V163H171ZM263 164V163H262ZM96 166H97V164H95ZM94 165V166H95ZM174 165V164H173ZM172 165V166H173ZM182 165V164H181ZM259 165V164H258ZM261 165V164H260ZM264 165V164H263ZM262 165V166H263ZM60 166V165H59ZM132 166V165H131ZM141 166V165H140ZM143 166V165H142ZM253 166V165H252ZM261 166V167H262ZM3 167V168H2ZM8 167V166H7ZM72 167V166H71ZM81 167L88 173L89 171H90V169H89V167H87V166H85V165H83V164H81ZM227 167H228V165H227ZM260 167V168H261ZM264 167V166H263ZM14 168V167H13ZM22 168V167H21ZM20 168V169H21ZM134 168H136V167H134ZM251 168V167H250ZM255 168V167H254ZM59 169V168H58ZM77 169V168H76ZM127 169V168H126ZM128 170H129V167H128ZM136 170V169H135ZM255 170H257V169H255ZM259 170V169H258ZM7 171H9V170H7ZM42 171V170H41ZM262 171V170H261ZM261 171H259V173H260V175L261 174H263L264 173V171H262V173H261ZM10 172H11V170H10ZM9 172V173H10ZM40 172V171H39ZM46 172V171H45ZM55 172V171H54ZM82 172V171H81ZM99 172V171H98ZM110 172V171H109ZM133 172V171H132ZM132 172H127V170H125V173H132ZM136 172V171H135ZM144 172V171H143ZM161 172V171H160ZM193 172V171H192ZM249 172V171H248ZM256 173H254V174H252L251 176H253V175H255L256 176V174H259L257 171H255ZM21 173H22V171H21ZM3 174V173H2ZM5 174V173H4ZM11 174V173H10ZM23 174V173H22ZM25 174H27V173H25ZM42 174V173H41ZM83 174V173H82ZM81 174V175H82ZM89 174V173H88ZM247 174V173H246ZM249 175H250V172L248 173ZM247 174V175H248ZM24 175V174H23ZM36 175V174H35ZM127 175V174H126ZM129 175V174H128ZM188 175V174H187ZM196 175V174H195ZM3 176V175H2ZM29 176V175H28ZM74 176V175H73ZM79 176V175H78ZM77 176V177H78ZM121 176V175H120ZM251 176H248V177H250L251 178ZM262 176V175H261ZM8 177V176H7ZM76 177V176H75ZM74 177V178H75ZM90 177V176H89ZM179 177H180V175H179ZM187 177V176H186ZM254 177V176H253ZM252 177V179H254ZM258 177V176H257ZM73 178V179H74ZM91 178V177H90ZM130 178V177H129ZM137 178H138V176H137ZM182 178V177H181ZM263 178V177H262ZM131 179V178H130ZM190 179V178H189ZM258 179H259V177H258ZM257 179V180H258ZM6 180V179H5ZM8 180V179H7ZM63 180V179H62ZM66 180V179H65ZM76 180V179H75ZM80 180V179H79ZM139 180H140V178H139ZM172 180V179H171ZM177 180V179H176ZM179 180V179H178ZM178 180H177V182H178ZM181 180V179H180ZM179 180V181H180ZM40 181V180H39ZM43 181V180H42ZM129 181V180H128ZM182 181V180H181ZM252 181V180H251ZM254 181V180H253ZM59 182V181H58ZM116 182V181H115ZM127 182V181H126ZM129 182H131V181H129ZM143 182V181H142ZM174 182V181H173ZM190 183L191 182H193V178L189 181ZM246 182V181H245ZM255 182V181H254ZM260 183H261V181H259ZM15 183V182H14ZM67 183V182H66ZM75 183V182H74ZM85 183V182H84ZM140 183V182H139ZM184 183V182H183ZM257 183H258V181H257ZM256 183V184H257ZM1 184V183H0ZM16 184V183H15ZM21 184V183H20ZM94 184V183H93ZM128 184V183H127ZM142 184V183H141ZM181 184V183H180ZM187 184H188V182H187ZM192 184V183H191ZM263 184V183H262ZM19 185V184H18ZM112 185H114V184H112ZM132 185H134V184H132ZM179 185V184H178ZM190 185V184H189ZM253 185H254V183H253ZM260 185V184H259ZM10 186V185H9ZM22 186V185H21ZM39 186H41L42 187V189H45V187L43 186V185H39ZM63 186V185H62ZM131 186V185H130ZM130 186H129V189H130ZM170 186V185H169ZM180 186V185H179ZM60 187V186H59ZM92 187V186H91ZM100 187V186H99ZM189 187V186H188ZM249 187V186H248ZM55 188V187H54ZM122 188H124V187H122ZM122 188H120V190L122 189ZM178 188V187H177ZM186 188V187H185ZM56 189V188H55ZM117 189H119V188H117ZM135 189H136V187H135ZM183 189V188H182ZM250 189V188H249ZM158 190V189H157ZM163 190V189H162ZM243 190H244V186L243 185H241V187L238 189V190H236V191H233V192H230V193H226V194H224V196H225V199H222L223 197H222V195L223 194H220V195H218V196H215V197H213L212 199H210V200H208V201H206L205 203H202V205L201 206H199V207H207V206H210V205H212V204H214V203H216V202H219L218 203V209H221V211H222V209L224 210V213L225 212H227V211H229V210H231L232 208H233V206L231 205V201H236L237 199H238V197L239 196H241L242 195V192H243ZM246 190V189H245ZM244 190V191H245ZM258 190V189H257ZM58 191V190H57ZM105 192H107L106 190H104ZM132 191V190H131ZM159 191H160V189H159ZM158 191V192H159ZM251 191V190H250ZM262 191V190H261ZM53 192V191H52ZM55 192V191H54ZM74 192V191H73ZM73 192H71V193H69L70 195L73 193ZM77 192V191H76ZM81 192V191H80ZM171 192H172V190H171ZM3 193V194H2ZM39 193H42L41 191L39 192ZM90 192H86L85 193V195L86 194H89ZM141 193V192H140ZM173 193H174V191H173ZM172 193V194H173ZM251 193V192H250ZM249 193V194H250ZM257 193V192H256ZM63 194V193H62ZM81 194V193H80ZM108 194V193H107ZM146 194V193H145ZM249 194H247V196L245 195V194H243L244 196H246L247 198H248V196H249ZM2 195H3V197L4 198H6L5 197V191L4 190H2L1 188H0V198L2 199L3 197H2ZM95 195V194H94ZM94 195H92V196H94ZM152 195V194H151ZM153 195H154V193H153ZM157 195H158V193H157ZM259 195H261V194H259ZM54 195H52V196H50V197H53ZM66 196H68L67 194H66ZM78 196H80V195H78ZM96 196V195H95ZM253 196V195H252ZM252 196H251V198H252ZM59 197V196H58ZM58 197H54V198H58ZM65 196L64 195H62L59 199H56V201H55V203L54 204H52L51 206H50V208H48L45 212H43L44 214L38 219V220H34L32 223H30V224H28L27 226H23L22 227V225L21 224H19V225H21L19 228H17V229H14V228H12V229H14V230H11L6 236H3V237H1L0 236V264H8V263H10V261L11 260H13L14 259V261H15V263L14 264H43V262H45V263H47L51 258H49V257H47V256H51L52 254H55L56 255V251H57V253H61L62 251H63V248H61V245H60V243H61V241H63V240H65V241H67L68 242V244H69V247L67 248V249H69L70 251H72V255L73 256H75V258H79L80 260H82L83 262H85L86 264H130V261L132 262V260L135 262L136 261V259H141V258H143V261H141V264H147V262L152 258V257H156L157 256V254H154V255H152L150 252L151 251H153L154 249H156V247L158 246V241H159V239H160V237H162L161 236V233L162 232H160V230H159V228H161V229H163L162 227L166 224V218L167 217H169V216H167L166 214H164V216H160L159 215V213H156V212H153V211H146V210H144V209H142L143 210V214L142 215H140L139 214V212H140V210L139 209H137V208H134L133 207V213H134V218L132 219L133 220V224H135V225H132L131 226V228H129L128 230H119V231H117V232H115L114 230V222L111 220V221H108V222H106V223H98L99 221L97 220L96 222L95 221H93L92 219L91 220H86V217H84L83 219H80V220H74V219H72V218H68L69 217V212H70V210H72L71 208H72V206H74L75 204H79V203H81L80 202V199L79 198H74V199H71V198H64ZM129 197V196H128ZM11 198H15V199H17L18 197H16V196H12ZM82 198V197H81ZM244 198V197H243ZM53 198H51V200H52ZM64 199V205H60L59 203H58V201H62ZM241 199H242V197H241ZM249 199V198H248ZM247 199V200H248ZM9 200V199H8ZM12 200V199H11ZM243 200H245V199H243ZM16 201V200H15ZM54 201V200H53ZM60 201V202H61ZM240 201V200H239ZM242 201V200H241ZM158 202V201H157ZM204 202V201H203ZM42 203V202H41ZM62 203V202H61ZM118 203H122V202H118ZM123 203H126L127 205H132V204H130V203H127V202H123ZM50 204V203H49ZM160 204V203H159ZM200 204V203H199ZM16 205V203H14V202H11L10 204H6V203H4V201H0V233L3 231V230H5L6 228H8L9 227V225H12L16 220H17V218L19 217L18 216V214L16 213V215L13 213V211H15V209H14V206ZM4 206H7V207H4ZM38 206V204H34V208H36ZM133 206V205H132ZM18 207V206H17ZM44 207V206H43ZM198 207V208H199ZM162 208V207H161ZM42 209V208H41ZM177 209V208H176ZM165 210V209H164ZM167 210V209H166ZM173 210V209H172ZM181 210V209H180ZM189 210H191V209H189ZM188 210V211H189ZM156 211V210H155ZM171 211V210H170ZM195 211V210H194ZM220 211V210H219ZM187 212V211H186ZM167 213V212H166ZM175 213V212H174ZM179 212H177V214L176 215H179L178 214ZM168 214H170V213H168ZM181 214V213H180ZM182 214H184V213H182ZM185 214H187V213H185ZM184 214V215H185ZM39 215V214H38ZM204 215V214H203ZM126 216L128 217V215L126 214ZM180 216H182V215H180ZM188 218H187V220L189 219V217H191V216H193L192 214H189V216L188 215H186ZM102 217V216H101ZM130 218H131V216H129ZM151 217H153L155 220H156V223L158 222V224L156 225L157 227L156 228H151L150 227V224L152 223V222H154V224H155V221L154 220H152L151 221ZM176 217V216H175ZM91 218H95L94 216H91ZM97 218V217H96ZM171 218V217H170ZM195 218H196V216H195ZM171 219H173V218H171ZM177 219V218H176ZM180 219H182V218H180ZM179 219V220H180ZM191 219V218H190ZM200 219V218H199ZM202 219V218H201ZM259 219V218H258ZM261 219V218H260ZM86 220V221H85ZM128 220V219H127ZM174 220V219H173ZM178 220V219H177ZM187 220H185L184 222H186L187 223ZM102 221H106V220H102ZM169 220H167V222H168ZM175 221V220H174ZM189 221V220H188ZM192 221V220H191ZM123 222V221H122ZM182 222V221H181ZM193 222V221H192ZM191 222V223H192ZM251 222V221H250ZM127 223V222H126ZM172 223H173V221H172ZM263 223V222H262ZM24 224H26V223H24ZM125 224V223H124ZM174 224V223H173ZM178 224V223H177ZM180 224V223H179ZM178 224V225H179ZM184 223L182 222V226H184L185 228L186 227H188V226H185V225H183ZM196 224V223H195ZM254 224V223H253ZM256 224H258V223H256ZM3 225V226H2ZM192 225V224H191ZM264 225V224H263ZM195 226V225H194ZM193 225H192V227H194ZM197 226V225H196ZM195 226V227H196ZM248 226V225H247ZM252 226V225H251ZM251 226H249V227H251ZM259 226V225H258ZM183 227V228H184ZM190 228V227H189ZM117 229V228H116ZM192 229V228H191ZM195 229V228H194ZM199 229V228H198ZM197 229V230H198ZM259 229H260V227H259ZM45 230L46 231H48V233H49V235L48 236H44V233H45ZM164 230V229H163ZM196 230V231H197ZM200 231V230H199ZM198 231V232H199ZM106 232H109V234H110V232H112V234H107ZM167 232V234H168V231H166ZM170 232V231H169ZM179 232V231H178ZM189 232V231H188ZM187 232V233H188ZM191 232H193V231H191ZM190 232V233H191ZM214 232V231H213ZM212 232V233H213ZM249 232V231H248ZM253 232H254V230H253ZM253 232H252V234H253ZM113 233H115V235H113ZM250 233V232H249ZM174 234V233H173ZM172 234V235H173ZM193 234V233H192ZM222 234H223V232H222ZM248 234V233H247ZM256 234V233H255ZM260 234V233H259ZM170 235V234H169ZM199 235V234H198ZM209 235V234H208ZM207 235V236H208ZM257 235V234H256ZM202 236V235H201ZM207 236H205L206 238H207ZM255 236V235H254ZM254 236H252L253 238H255ZM220 237H222L221 235H220ZM248 236L246 235V236H244L243 237V239L241 238L240 239V241H243V240H245V239H248L247 238ZM259 237V236H258ZM213 238H214V236H213ZM252 238V239H253ZM190 239V238H189ZM195 239V238H194ZM260 239H261V237L260 238H258V240H256V242L254 243V242H252L253 244H250L251 246H249V248H247V249H249L250 251H251V249H255L256 247L257 248H260V247H262V246H264V242H259L260 241ZM140 240H145L144 241V243L145 244H141V242L142 241H140ZM186 240H188V239H186ZM191 240V239H190ZM193 240V239H192ZM197 240V239H196ZM201 240V239H200ZM218 240H219V238H218ZM223 240V239H222ZM140 241V242H139ZM204 241V240H203ZM206 241V240H205ZM212 241V240H211ZM219 241H221V240H219ZM246 241V240H245ZM251 241V240H250ZM253 241H255V240H253ZM147 242V243H146ZM158 242V243H157ZM199 242H202V241H199ZM222 242V241H221ZM143 243V242H142ZM211 243H214V242H211ZM251 243V242H250ZM204 245V244H203ZM247 246V245H246ZM92 247V248H91ZM197 247V246H196ZM196 247H194L195 249H197ZM201 247H203L202 245H201ZM206 248L207 247H209L210 248V246H205ZM158 248V247H157ZM66 249V250H67ZM192 249V248H191ZM190 249V250H191ZM248 250V251H249ZM59 251V252H58ZM156 251V250H155ZM154 252V251H153ZM64 253V252H63ZM68 253V252H67ZM188 253H190V252H188ZM61 255H63V254H61ZM61 255H59V256H61ZM150 255H152V256H150ZM220 255V254H219ZM53 256V255H52ZM51 256V257H52ZM67 256V255H66ZM216 256V255H215ZM254 255H251V257H253ZM26 257H28V259H26ZM63 257V256H62ZM150 257V258H149ZM29 258H30V260H29ZM64 258H62L61 260H63ZM153 259H155V258H153ZM212 259V258H211ZM213 259H216V257L215 258H213ZM232 259V258H231ZM230 259V260H231ZM250 259V258H249ZM220 261H215V264H227L228 263V261L229 260H226V258H220L219 259ZM64 261V260H63ZM231 261H233V260H231ZM248 261V260H247ZM53 262H55V261H53ZM57 262V261H56ZM69 262V261H68ZM67 262V263H68ZM153 262V261H152ZM151 262V264H154V263H152ZM212 262H214V260L212 261ZM49 264H50V262H48ZM149 263V262H148ZM230 263V262H229ZM240 263V262H239ZM243 263V262H242ZM254 263V262H253ZM52 264V263H51ZM53 264H55V263H53ZM62 264H64V263H62ZM156 264V263H155ZM237 264V263H236Z\"/></svg>",
  "mask_w": 264,
  "mask_h": 264
}]
</instances>
